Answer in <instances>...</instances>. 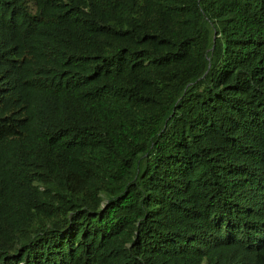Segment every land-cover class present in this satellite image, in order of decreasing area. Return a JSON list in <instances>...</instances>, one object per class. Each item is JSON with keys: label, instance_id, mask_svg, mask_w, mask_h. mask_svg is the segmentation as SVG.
I'll return each mask as SVG.
<instances>
[{"label": "trees", "instance_id": "16d2710c", "mask_svg": "<svg viewBox=\"0 0 264 264\" xmlns=\"http://www.w3.org/2000/svg\"><path fill=\"white\" fill-rule=\"evenodd\" d=\"M0 264H264V0H0Z\"/></svg>", "mask_w": 264, "mask_h": 264}]
</instances>
